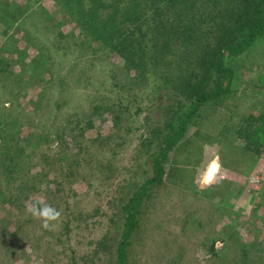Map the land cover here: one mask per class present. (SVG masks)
I'll return each mask as SVG.
<instances>
[{
    "label": "rangeland",
    "instance_id": "374dc122",
    "mask_svg": "<svg viewBox=\"0 0 264 264\" xmlns=\"http://www.w3.org/2000/svg\"><path fill=\"white\" fill-rule=\"evenodd\" d=\"M8 3L16 8L20 6L17 9L24 14L17 15L16 19H20L13 21L10 14L14 10L8 8L4 12L0 6L2 25L9 27L4 35L0 32V132L12 126L15 120L19 121V148L15 144L10 155L20 168L16 170L8 165V161L0 160V202L3 203L0 220H4L1 230L5 233L2 239H7L8 232L17 233L10 255L0 264H110L107 256L114 253L123 224L114 214L119 215V207L124 202L121 199L131 196L137 185L147 180L151 167L146 159L150 157L142 151L138 159L134 158L135 131L131 137L130 134L124 136L126 142L118 152L116 144H120L123 138L124 124L114 126L109 114L104 113L102 117L98 113L92 114L90 109L97 103L93 101L96 97L104 104H127L121 99L130 94L131 85L119 77L108 75L109 67L104 60L107 54L100 51V42L92 39L91 46L86 42L64 50V43L78 44L83 37L79 35V29L73 30L70 25H58V22L53 24L48 18L39 16L46 12L51 19L57 18L60 14L53 4L47 0H12ZM76 34L77 41L72 39ZM64 35H70V38H64ZM17 50L23 53V59ZM260 51L263 55L259 56L258 64L245 57L229 65L237 75L231 86L232 96L236 97L224 101L225 107L219 113L223 118L231 114L234 124L242 118L264 113L262 45ZM40 54L43 60L39 58ZM35 58L38 61H34ZM34 63L42 70L44 65L49 67L52 64L58 70L55 73L62 78L61 100L58 93L48 89L52 83L49 75L39 79L38 83L33 80L20 88L11 82L13 74H21L22 66ZM73 66L74 71L71 69ZM117 86H121L118 91ZM64 88L70 101L65 106ZM260 88L263 89L259 92ZM54 101H58L57 105ZM41 102L49 105L43 104L42 109L34 112ZM128 109L132 114L134 105ZM52 111H55L54 116ZM142 116L126 118L128 123L132 122L127 127L136 129ZM209 118L211 121L205 120L201 127L192 128L187 134L191 138L198 131L197 135H205L209 140L195 141L185 153H172L168 160L175 159L174 170L169 177L165 176L164 183L151 187L153 196L145 200V209L139 216L142 226L131 240L129 264H264V211L258 210L253 215L258 194L249 196L250 191L257 193L263 189L264 159L243 154L235 140L216 142L219 140V124H215V120L218 122L220 115ZM87 121H91L92 127H87ZM149 123L147 119L144 125ZM64 126L66 136L76 137L80 128L84 129L83 135L76 137L74 146L70 143L73 153L70 157L84 159L81 163L83 173H88L90 165L100 164L103 175L108 173L109 167L124 174L127 165L133 164V157L139 164L133 169L135 172L130 173L136 178L134 182L118 192L120 178L102 181L93 177L77 182L75 176L74 184H66L65 181L70 179L66 174L73 161L69 159L68 165L64 166V159L54 153L58 145L56 138L64 137L61 133ZM67 140L73 142L72 139ZM104 150L106 157L100 158ZM153 151L156 150H151L150 154ZM215 159L220 162V171L214 182L205 186L201 183V176ZM197 162L199 165L194 166ZM19 174H25L27 179H20ZM60 174L62 176L56 178ZM239 185L244 187L241 194L237 193ZM220 200L227 202L225 208L222 206L224 209L218 205ZM37 201L60 212L59 219L51 222L48 229L27 210ZM215 208L222 211L219 213ZM185 217H190L192 224L185 227L186 231L181 222ZM213 241L215 256L209 251ZM102 244L106 247L103 253L97 249ZM94 251L98 252L97 256H93ZM179 256L182 261H178Z\"/></svg>",
    "mask_w": 264,
    "mask_h": 264
},
{
    "label": "trees",
    "instance_id": "16d2710c",
    "mask_svg": "<svg viewBox=\"0 0 264 264\" xmlns=\"http://www.w3.org/2000/svg\"><path fill=\"white\" fill-rule=\"evenodd\" d=\"M8 1L12 3V0H0V6L3 7L1 10L4 12L8 8L14 10L10 14V19L17 21L20 18L16 19V16L24 14V11L19 12L17 8L20 6L16 8ZM47 2L53 4L61 16L58 15L57 18L51 19L50 14L41 12L40 17L48 18L53 24L58 22V25H70L73 30L79 29V35L83 37L80 40L81 43L78 44L76 42L64 43L65 51L87 43L91 46L93 40L100 42V51L107 54L104 60L105 65L109 67L108 75L111 78L119 77L131 85L130 94L121 99V101L126 100L127 104L120 103L119 108L117 104H104L96 97L93 101L97 103L90 109L92 114H109L114 126L124 124L123 138L120 144H116L118 152L123 148V142H126L124 136L130 134L131 137L135 131L137 137L133 143L136 144L133 150L134 158L138 159L142 151L150 157L146 159L147 165L151 167L147 180L138 184L137 190L131 196L121 199L124 202L119 207V215L114 214L115 218L123 221L122 233L114 253L107 256V261L110 264H129L128 254L131 240L136 230L142 226L139 216L145 209L144 205L148 197L153 196L151 187L164 183L165 176L169 177L171 171L174 170L175 159L172 158L169 161V156L172 153L175 155L179 152H187L191 148L190 145L197 140H209L205 135H197L198 131L193 134V137H187L192 128L201 127L205 120L209 122L211 121L209 117L218 114L220 119L218 122L215 120V124H219V140H215L216 142L235 140L243 154H252L264 159V113L242 118L236 124L232 123L231 114L223 118L219 113L220 109L225 107L224 101L229 97H236V95L232 96L234 91L231 86L237 75L234 69L229 67L231 62L233 64L246 57L251 58L253 64H258L263 55L259 49L261 45L264 47V0H47ZM40 9L44 10L42 6ZM0 23V32L4 35L9 27L2 25L1 17ZM77 36L78 34L73 35L75 38L72 39L77 41ZM68 37L70 38V35L66 37L64 35V38ZM17 51L23 59V53L20 50ZM254 53L256 56L253 55ZM109 56L112 57L111 60ZM39 58L44 59L41 54ZM34 61L38 60L35 58ZM54 67L53 64L49 67L44 65L45 69L42 70L37 63L22 66L21 74H13L11 82L20 88L33 80L38 83L39 79L49 75L52 83L48 85V89L58 93L57 96L61 100L62 78L60 79V75L55 73L58 70ZM71 69L74 71V66ZM79 76L82 77L83 74L80 73ZM40 85L42 86V83ZM120 87L117 86L116 90L118 91ZM66 94L64 88V106L70 102ZM57 102L54 101L56 103L54 105H57ZM43 104L49 105L41 102L39 107L33 111L37 112L42 109ZM132 105L135 109L130 114L128 107ZM51 115L54 116L55 111H52ZM126 115L129 116L126 117ZM140 115L143 116L136 125V129L132 130L127 127L132 122L128 123L126 118L130 119L135 116L137 118ZM147 119L150 123L144 125ZM86 125L92 127L93 124L87 121ZM19 127V121L15 120L12 126L0 132V136L3 135L0 143V156H2L0 160L8 161V165L16 170L20 168V165L13 162L10 154H12V147L18 144L17 139L21 133ZM80 129V133L75 135H83L84 129ZM65 130L64 126V132H61L64 140L59 136L56 138L58 145L54 153L64 159V166L68 165L69 159L73 161V166L66 174V177L70 178L65 181L66 184H74L75 176L77 182L88 181L93 177L102 179V181L120 178L117 182L118 192L127 189L130 182H134L136 178L130 173H134L133 169L139 164L133 157V164L127 165L124 174L115 169L111 170L109 167L108 173L103 175V168L100 164L95 167L89 164L88 173L84 172V174L81 170V163L84 159L78 160V156L76 159L70 157L73 154L70 143L74 146L77 136H66ZM67 139H72L73 142ZM17 147L19 148V144ZM153 149L156 151L150 154ZM112 154L115 155L114 152ZM101 157H106V150L102 152ZM197 165H199L198 162L194 166ZM7 171L9 174V170ZM19 175L20 179H27L25 174ZM61 176L60 174L54 177L60 178ZM263 189L257 193L249 192L250 197L258 194L257 202L255 201L257 207L252 211L253 215L258 210L262 213L264 211ZM243 190V186L237 187L238 194H241ZM226 204L224 200L218 203L221 208ZM2 205L3 203L0 202V206ZM215 209L219 213L222 211ZM189 219L190 217H185L181 221L184 224V231L187 225L192 226ZM3 221L0 220V262L5 261L10 255L14 236L17 235L16 232L12 234L8 232L6 236L8 240H3L2 237H5V233L1 230ZM111 221L115 222V219ZM213 243L214 241L209 251L215 256L217 252L213 248ZM97 249L101 253L106 251L104 244ZM242 252L245 253L244 250ZM97 254V251L93 252V256ZM178 258V261H182L180 256Z\"/></svg>",
    "mask_w": 264,
    "mask_h": 264
},
{
    "label": "clouds",
    "instance_id": "9594fccd",
    "mask_svg": "<svg viewBox=\"0 0 264 264\" xmlns=\"http://www.w3.org/2000/svg\"><path fill=\"white\" fill-rule=\"evenodd\" d=\"M220 168L221 165L218 159L211 161L203 171L201 183L205 186L211 185L216 175L219 173ZM27 210L32 217L43 222V227L45 229H48L51 222L58 220L60 217V212L57 209L46 203L40 204L38 201L30 205Z\"/></svg>",
    "mask_w": 264,
    "mask_h": 264
}]
</instances>
